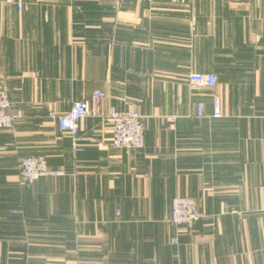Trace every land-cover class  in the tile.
<instances>
[{"label": "crops", "instance_id": "1", "mask_svg": "<svg viewBox=\"0 0 264 264\" xmlns=\"http://www.w3.org/2000/svg\"><path fill=\"white\" fill-rule=\"evenodd\" d=\"M0 84L21 118L0 130V264H264V0H0ZM95 92L77 153L48 116ZM110 107L143 150L111 147ZM33 156L65 176L24 185Z\"/></svg>", "mask_w": 264, "mask_h": 264}, {"label": "built area", "instance_id": "2", "mask_svg": "<svg viewBox=\"0 0 264 264\" xmlns=\"http://www.w3.org/2000/svg\"><path fill=\"white\" fill-rule=\"evenodd\" d=\"M18 11L22 7L18 6ZM188 83L192 89L206 88L213 90L216 85V76L212 73L188 75ZM103 94L95 92L90 100L73 102L70 110L63 115L50 113L48 118L55 122L58 131L67 136L77 153L82 152L83 138L79 134V123L87 118H101L100 104ZM197 116L203 117L202 104L197 105ZM107 119L111 123V147L116 150H143L145 148L144 127L141 117L133 112H121L114 107L108 109ZM221 115V104L217 97L213 98L212 119L218 120ZM21 120L18 114L11 111V105L6 88L0 84V130H11ZM65 176L60 170H51L41 156L24 158L20 166V177L24 185L31 186L42 178H58ZM12 214H21L13 211ZM203 219V214L198 210L196 202L189 197H176L171 202L169 223L175 228H192ZM176 238L171 239V244H176ZM100 250L101 246H96Z\"/></svg>", "mask_w": 264, "mask_h": 264}, {"label": "rangeland", "instance_id": "3", "mask_svg": "<svg viewBox=\"0 0 264 264\" xmlns=\"http://www.w3.org/2000/svg\"><path fill=\"white\" fill-rule=\"evenodd\" d=\"M170 219V218H169Z\"/></svg>", "mask_w": 264, "mask_h": 264}]
</instances>
